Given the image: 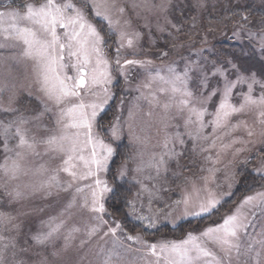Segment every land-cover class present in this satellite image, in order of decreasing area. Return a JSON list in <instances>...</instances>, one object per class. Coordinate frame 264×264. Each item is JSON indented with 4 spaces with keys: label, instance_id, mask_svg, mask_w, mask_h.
Returning <instances> with one entry per match:
<instances>
[{
    "label": "rangeland",
    "instance_id": "rangeland-1",
    "mask_svg": "<svg viewBox=\"0 0 264 264\" xmlns=\"http://www.w3.org/2000/svg\"><path fill=\"white\" fill-rule=\"evenodd\" d=\"M21 1L0 0V11L9 7L15 8ZM247 1L108 0L109 5H113L110 7V14L114 21H118L115 33L104 46V58L109 60L113 76L112 84L107 86L112 98L99 113L93 134L96 139L102 140L114 149L110 170L99 173V178L107 180L109 186L116 187V192L124 185L128 194L120 199L119 209L113 208L110 204L115 194L111 198H106V213L103 214V219L108 223L102 226V230L83 248H78L80 241L87 239V229L99 223L96 216L100 214L92 213L89 208L84 207L82 194L76 193L75 189L84 184L94 183V179L71 181L67 173L59 172V186L54 184L51 187H41L49 176L57 174L56 170L62 167V157L53 159L55 154L45 155L44 146L38 145L37 152L40 155L29 154L24 162L28 169L26 174L22 173L17 179L9 180L0 173V212L9 213L14 217L11 224L0 226V235L16 237L17 248L27 249V252H20L17 259L23 258L28 264H37L43 256L49 255L53 250L52 245H36L32 241V236L40 232L46 233L50 227L63 221L60 238L56 240L57 248L63 244V237L70 228L74 226L80 228V232L74 234L73 249L64 257L63 264H99L100 257L97 255L99 249L110 248L115 239L111 235H104L108 227L115 226L114 221L122 224V233H118L121 238L123 233H129L140 235L149 244L179 241L189 232L199 234L204 229L221 223L226 215L235 211L245 196L264 190L262 185L237 195L239 197H236L221 215L214 216L209 222L195 224L191 221L198 217L178 219L183 217L184 208L183 205L177 207L175 202L182 199L186 191L191 190V182L203 187L204 182L201 178L209 177L208 187L221 198V203L232 194L239 182V169H243L238 162L249 156L250 152L246 151L234 157L235 148L243 145L237 143L230 149L224 148V145L231 144L233 140L259 141L264 125L258 123L257 114L260 109L253 108L247 109L243 114L234 115L228 127H221L213 132L209 122L214 119L215 106L220 100V96L217 95L212 105L208 107L203 121L208 126L202 130L201 135L208 139L193 141L188 133H195L198 125L196 123L185 125L189 111L184 109L181 112L176 107L181 97L177 95L176 102L165 112L162 105L168 102L171 93L169 91L168 95H165L160 93L159 89H170V86L159 79H153L157 73L167 78L170 75L169 68H174L177 73L182 74L187 66L190 77L189 90L195 93L194 106L197 108L204 107L199 102L202 100L203 76L208 77L210 85L203 90L204 96L217 87L222 92L224 76L212 75L217 68L227 69L225 73L227 78L235 79V75L229 74L232 72L229 61L236 64L245 74L256 73L258 79L264 80V52L260 51L259 36L254 39L248 37L249 30L259 32L261 27L254 24V18L252 23L241 18L242 15H247L248 19H251L247 13L239 14L236 10L232 11ZM252 1L264 6V0ZM57 2L63 3L64 0ZM72 2L77 7H83L80 0ZM121 7L125 10L123 14L119 12ZM87 11L89 20L99 28L101 21L93 19L90 4ZM126 20L130 23L125 24ZM241 25H245L242 30ZM238 30L239 38L233 36ZM60 32L62 34V30ZM121 32L125 33L123 39L120 36ZM128 39L133 41L131 47L127 44ZM7 43L9 47L0 49V87L8 86L0 93V108L12 107L17 111H0V121L7 124L22 115L28 121L22 127L28 130L29 139L35 136L39 140L53 133L58 134L60 126L56 124V120L60 108L78 101L72 99L57 106L41 91L33 62L19 60L21 46H12L13 41ZM121 44L124 46L120 47ZM13 56L17 59H12ZM117 59L120 60L119 66L116 64ZM125 60L143 63L125 65ZM74 62L68 59L65 53V63L68 67L64 72L69 76L76 75L75 69L71 67ZM247 91L246 83L238 84L233 89L230 102L239 107L243 94ZM254 94L260 95L259 86L254 87ZM153 96L157 97L159 103L153 100ZM82 98L85 103H98L106 97L102 88H93L85 89ZM41 113L43 115H40ZM37 116L39 119H35ZM195 119V116H192V120ZM241 122H245L247 127ZM113 125L118 129L119 139H114L111 135ZM232 125L239 126L232 128ZM249 130L254 133L252 137L247 134ZM178 132L182 134L180 138L183 139V144L175 139ZM11 133H15V125ZM3 139L4 137L0 136V163L4 162L5 157ZM166 139L169 141L167 149L164 147ZM213 140L215 146L210 147ZM16 143L17 139L12 136L9 139V146L14 147ZM249 148L255 152L253 163L247 166L250 170L259 164L257 159L260 155L257 150L259 144L253 143ZM168 149H174L179 155L173 157L166 168L161 167L157 174L154 158L158 160ZM91 151L92 146L88 145L84 156L88 158ZM97 151H100L99 147ZM11 155L14 156V152ZM206 156H210L211 160H206ZM164 159L168 160V157L165 155ZM125 161L127 167L125 175L121 177L118 173ZM42 164L46 171L40 173L37 169ZM80 167L82 168V164ZM209 168H215L217 171L211 174L208 172ZM69 182L73 187L65 190ZM16 191L21 193L19 199H13ZM225 193L230 195H224ZM203 195L205 193H201V196ZM129 201L136 209L134 215H129L132 211ZM244 211L251 218L254 209L245 208ZM122 215L127 222L123 221ZM136 216H144L146 219L140 221L135 218ZM150 220L154 221L153 227L148 226ZM184 221H188L189 227L179 230V225ZM189 222H192L191 225ZM253 222L256 224L255 230L250 227L247 231L259 238L257 234L264 230V215L257 212ZM242 240L246 245L247 238L242 237ZM124 243L133 251L124 254L120 264H165L163 258L157 261L142 244L129 241ZM209 247L217 255H223L214 245ZM244 259L242 256L238 262L233 257L232 264H243ZM249 264L252 262L249 261Z\"/></svg>",
    "mask_w": 264,
    "mask_h": 264
},
{
    "label": "snow or ice",
    "instance_id": "snow-or-ice-1",
    "mask_svg": "<svg viewBox=\"0 0 264 264\" xmlns=\"http://www.w3.org/2000/svg\"><path fill=\"white\" fill-rule=\"evenodd\" d=\"M83 7H77L72 0H64L63 3H58L57 0H31V2H22L15 8L9 7L4 11H0V49L9 47L8 41H13L12 46H21L19 60L32 61L33 69L37 77V82L40 84L41 91L54 103L59 106L66 101L76 99L78 102L70 103V106L60 108L59 117L56 124L60 126L59 133L50 134L39 140L33 136L29 139L28 130L22 125L28 121L21 115L16 120L7 124L0 121V136H3V150L5 153L4 162L0 163V173L9 180L17 179L22 173L26 174L28 169L24 162L28 155H40L37 152L38 145L44 146V154H55L53 159L62 157V167L56 170L57 174L48 177V180L41 184V187H51L52 185L59 186L58 173H67L71 177V181H86L94 179V183L84 184L81 187H76V193L82 194L83 206L89 208L92 213H98L96 216L98 224L92 225L87 229V239L81 240L78 248H83L98 232L102 230V226L108 222L103 219V214L106 213L105 204L106 198H111L116 192V187L109 186L107 180L99 178V173L110 170V161L114 156V149L111 145L105 144L102 140L96 139L93 134V127L97 123L99 113L104 109L105 105L110 100L108 85L113 82L112 72L109 67V60L104 58V46L115 33L118 21H114L110 14L108 0H80ZM91 5L93 19L101 21L98 28L88 18V7ZM162 10H165L162 8ZM124 8L121 7L119 12L124 13ZM243 20L247 21L248 16L242 15ZM129 24L130 21H124ZM106 24V27H104ZM261 29L259 32L249 30L248 37L254 39L259 36L260 51L264 52V20L260 21ZM245 25H241V30ZM62 30V34L60 32ZM103 33V35L101 34ZM139 35V33H137ZM121 38L125 37V33H120ZM234 37L239 38V30L233 33ZM129 47L132 46V39L127 40ZM124 45L121 44L120 47ZM119 52V48L117 49ZM65 53L67 58L74 60L71 67L75 69L76 75L69 76L64 72L68 67L65 63ZM12 59H17L15 56ZM94 62V63H93ZM142 61L125 60V65L142 64ZM232 72L230 75H235L234 80H229L225 73L227 69L217 68L212 73L213 76L219 74L224 76L223 89L219 87L208 92L207 96L203 95V90L210 85L208 77L205 75L201 79V96L199 101L204 107L197 108L194 106L195 93L189 90V69L185 67V71L180 74L174 68H169L170 75L166 78L156 74L153 79H159L170 86V89L160 88L159 92L168 95L167 103L162 105L167 112L176 102V97L179 99L176 107L178 111L188 109L189 117L185 121V125L196 123L198 127L195 133L189 132V137L195 141L198 139L207 140L208 137L202 136V130L208 125L204 124V117L208 112V107L214 102V98L219 95L220 100L215 106L214 119L209 122L213 128V132L221 127H228L231 118L237 114H243L247 109L257 108L258 123L264 125V80L258 79L256 73L245 74L236 64L228 62ZM116 64L120 65V60H116ZM122 67V66H121ZM123 75V71L121 70ZM247 84L248 91L243 94L242 102L239 107L230 102V97L233 95V89L238 84ZM259 86L260 95L254 94V87ZM7 85L0 87V93L7 89ZM102 88L105 99L100 102L85 103L82 94L85 89ZM153 100L159 103L156 96ZM12 99L10 98V103ZM47 110V109H46ZM0 111L15 112V108L7 107L0 108ZM40 115H43L41 113ZM131 115V113H130ZM195 116V121L192 120ZM39 119V116L35 117ZM245 123V122H241ZM15 125V133L11 130ZM239 125H232L236 128ZM245 127H247L245 123ZM248 136L254 135L253 131H248ZM111 135L114 139H119L118 129L113 125ZM181 133H176L175 139L183 144ZM14 136L17 143L14 147L9 146V139ZM261 139L259 141L252 140H233L231 144L224 145V148L230 149L235 144L239 143L242 147L235 148L233 156L249 151L250 155L239 161V165L245 171L255 172L261 175L264 179V131L260 132ZM83 138V139H82ZM168 139L165 140L164 147H168ZM258 143L257 149L260 155L257 157L258 166L248 169V165L253 163L255 152L251 151L249 145ZM91 145L92 151L88 158L84 156L85 148ZM215 146V140L210 147ZM99 147L100 151H97ZM201 151H207L201 149ZM14 152V156L11 155ZM168 160L164 159V156ZM179 154L174 149H168L167 152L161 155L156 160L154 158V166L157 174L161 167H165L167 163ZM206 160H211L210 156L205 157ZM77 162H80L79 164ZM215 163V161H213ZM82 164V168L80 167ZM127 161L121 166L118 175L124 176ZM38 172L46 171L45 166L40 165ZM217 171L215 168H209L208 172L214 174ZM203 187H198L195 182H191L190 191H186L182 199L175 202L177 207L183 205V217H199L210 216L218 209L221 204V198H218L213 191L208 187L209 177H202ZM73 187L69 182L66 189ZM231 187V185H230ZM201 193L205 195L201 196ZM224 195H230L225 193ZM21 193L16 191L13 199H19ZM198 201V203H196ZM132 211L129 215L135 214V207L129 201ZM71 207V204H69ZM245 208L254 209L251 213V218L244 211ZM257 212L264 215V190L257 191L252 195L245 196L240 204L230 215H226L222 222L214 226L204 229L199 234L189 232L183 240L170 241L164 243H151L143 240L140 235L123 233L122 238L118 233H122V224L115 223L114 227H108L105 236L111 235L115 239L110 248L101 247L97 255L100 257L99 264H120L123 255L133 251V249L125 246V241L142 244L149 254L155 256L157 261L163 258L165 264H232L233 257L239 262L243 256V264H264V230L256 236L248 233L247 229L255 230L256 224L253 222ZM137 220L143 221L144 216H136ZM54 219V218H53ZM14 217L9 213L0 212V226H7L12 223ZM64 226V222L50 227L49 231L36 233L32 236V241L36 245L47 246L52 245V251L49 255L41 258L37 264H63L64 257L73 249L74 234L80 232L79 227H72L63 237V244L56 247L59 233ZM149 227L154 226V221L150 220ZM13 227H16L13 225ZM242 237L247 238V244H244ZM209 245H214L223 254L217 255ZM20 252H27V249L17 248L16 237H6L0 235V264H28L23 259H17Z\"/></svg>",
    "mask_w": 264,
    "mask_h": 264
},
{
    "label": "trees",
    "instance_id": "trees-1",
    "mask_svg": "<svg viewBox=\"0 0 264 264\" xmlns=\"http://www.w3.org/2000/svg\"><path fill=\"white\" fill-rule=\"evenodd\" d=\"M25 1H27V0H23V2H25ZM235 10L238 11L239 14L247 13L251 17V19H248V21L252 23V18H254V20H253V21H255L254 24L261 27L260 21L264 20V6L257 5L256 2H254L252 0H248L243 6L234 8L232 11L235 12ZM262 185H264V179L261 178V175H257L251 171H245L244 169H239V182H238L236 188L234 189V191L232 192V194L228 198H226L220 204L218 209L216 211H214L210 216H205L203 218L198 217V218L192 219L191 221L194 222L195 224H201L203 222L211 221L214 218V216L216 217V216L221 215L225 211L226 207L236 197H239L237 195L243 194V193H245L251 189L256 188L257 186L260 187ZM126 193L128 194V191L124 185L122 187H119V189L115 193V195L112 198L111 203H110L113 208H115V209L120 208V199H122V197ZM121 218L123 219L124 222H127L123 215L121 216ZM191 223H190V225H191ZM179 227H180L179 230L183 229L184 227H189L188 221L182 222L179 225ZM175 229H173V230H175Z\"/></svg>",
    "mask_w": 264,
    "mask_h": 264
}]
</instances>
